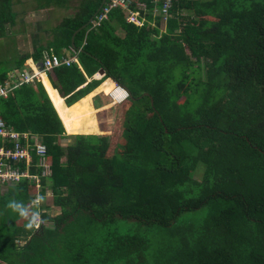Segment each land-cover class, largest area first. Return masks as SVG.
<instances>
[{
	"label": "trees",
	"instance_id": "trees-1",
	"mask_svg": "<svg viewBox=\"0 0 264 264\" xmlns=\"http://www.w3.org/2000/svg\"><path fill=\"white\" fill-rule=\"evenodd\" d=\"M101 1L55 43L84 68L49 76L68 106L107 77L130 94L110 134H69L41 81L1 98L9 127L42 136L51 175L40 193L0 187V264H264V0H175L164 32L118 9L122 33L83 27ZM14 19L0 0V35ZM39 194L45 223L26 230L7 202Z\"/></svg>",
	"mask_w": 264,
	"mask_h": 264
},
{
	"label": "crops",
	"instance_id": "crops-1",
	"mask_svg": "<svg viewBox=\"0 0 264 264\" xmlns=\"http://www.w3.org/2000/svg\"><path fill=\"white\" fill-rule=\"evenodd\" d=\"M35 1L36 0H13V12L15 13V19L13 22L6 24L5 33L0 35V81L2 82L10 77H12L13 79H16L14 76H16L17 78H20L22 71L28 74L36 73L38 69H40V66L42 62L44 61L45 57L52 55V54H58L62 58L76 56V60H73L70 64H72L73 62H76L78 63L81 69L84 68L82 63L80 62L79 54L78 53L74 54L75 49L68 48L63 43V45H61L60 48L58 47V51H57L56 50L57 47L55 43L57 44V41L59 38H62V39L64 38L63 33L61 32L64 20L74 17L78 13V11L81 10V7L82 9L84 8L86 4L85 1L87 0H39V3H36ZM107 1L109 0H106L104 3H106ZM102 6L100 7V9L102 8ZM100 9L94 13V15L91 17L92 19L90 18L91 21L89 19L87 24H85L87 26H90V29L93 28L92 22L95 19L98 11H100ZM115 10L117 11L118 8L114 9L113 11L116 12ZM112 12L110 13L111 17H109V19L111 18V22H112L111 24L116 28V31L118 33H122L120 31L121 30L120 23H119L120 21L117 19V17L112 16L113 15ZM123 13H125V11ZM124 19H126L125 14H124ZM99 27L100 26L95 27L94 29H97ZM76 33L77 31L75 32L72 38L75 37ZM86 42L87 41L85 39L83 45L86 44ZM19 62H21L22 64L21 66H19L20 64ZM70 64H67V65H70ZM99 70L92 77H89L87 75L88 81H90L92 78L100 79V77H102L103 74H100ZM43 74L47 76L48 81L51 84V86L59 93L60 96H62L59 90L54 87L50 79V76H49V71L42 72L39 77H35L32 81L25 82V83L33 84L37 81H41L44 87L46 88L44 81H43ZM2 77L4 78V80H1ZM108 79H113V78L107 77L104 81H102V83ZM113 81H115V79H113ZM115 83L119 84L116 81ZM84 85L85 84H83V86ZM120 87H123V86L119 85L113 89L104 88L103 90L107 89V91L111 92V91L118 89V92H121V94L120 95L118 94L117 95L118 97L116 96L115 98L119 99L121 98V96L123 97L125 94L121 90ZM109 96L110 95L106 94L105 92H99L95 94L92 97L93 106L96 107L95 103L98 102L100 104ZM64 103L66 106H68L65 101V97H64ZM103 104L104 105H101L100 107L105 106V103ZM97 109H101V108H97ZM98 112L99 110L96 112V115ZM106 112L107 113L109 112L108 109H106ZM109 117L110 115H107V117H103V119H101V118H98V115H97L98 132H93V133L110 134L111 125L108 123ZM20 132H23V131H20ZM69 134H72V133H69ZM78 134H91V133H78ZM35 136L40 137L43 141L42 136L38 134H35Z\"/></svg>",
	"mask_w": 264,
	"mask_h": 264
},
{
	"label": "built area",
	"instance_id": "built-area-1",
	"mask_svg": "<svg viewBox=\"0 0 264 264\" xmlns=\"http://www.w3.org/2000/svg\"><path fill=\"white\" fill-rule=\"evenodd\" d=\"M174 1L109 0L103 4L96 14L92 27L95 28L103 24L109 19L110 13L118 8L125 11V18L129 23L139 27L156 26L159 28L161 21L166 25L168 19L172 16L171 9ZM160 31L163 30L160 29ZM73 60H76V56L62 58L58 54H52L45 57L36 73L28 74L22 71L20 78L14 76L16 79L10 77L3 82L0 81V100L7 97L18 85L30 82L35 77H39L42 72H47L63 63L70 64ZM127 97L128 94L125 98ZM47 150V145L40 137L29 131L20 132L9 127L0 115V186L15 184L23 178H29L30 182L35 183L38 191H40L42 176L51 175V163L47 162L49 161ZM35 155L37 156V162H33ZM32 167H41V173L32 172Z\"/></svg>",
	"mask_w": 264,
	"mask_h": 264
},
{
	"label": "bare ground",
	"instance_id": "bare-ground-1",
	"mask_svg": "<svg viewBox=\"0 0 264 264\" xmlns=\"http://www.w3.org/2000/svg\"><path fill=\"white\" fill-rule=\"evenodd\" d=\"M43 81L67 131L72 134L98 132L96 118V112L98 110L92 106V97L104 88L113 89L116 86H119V84H116L113 79H108L76 103L71 106H66L64 103V97L60 96L51 86L45 74H43ZM120 88L125 93L124 96H126L128 94L127 90L123 87Z\"/></svg>",
	"mask_w": 264,
	"mask_h": 264
},
{
	"label": "clouds",
	"instance_id": "clouds-1",
	"mask_svg": "<svg viewBox=\"0 0 264 264\" xmlns=\"http://www.w3.org/2000/svg\"><path fill=\"white\" fill-rule=\"evenodd\" d=\"M126 99V98H125ZM15 190V185L12 186ZM46 200V195L39 194L31 199L30 203H25L20 199L13 197L7 202V208L19 217L23 218L26 223L24 225L26 230L38 229L45 220L42 218V206Z\"/></svg>",
	"mask_w": 264,
	"mask_h": 264
},
{
	"label": "rangeland",
	"instance_id": "rangeland-1",
	"mask_svg": "<svg viewBox=\"0 0 264 264\" xmlns=\"http://www.w3.org/2000/svg\"><path fill=\"white\" fill-rule=\"evenodd\" d=\"M36 3H39V0H36L35 1ZM57 13H58V11H57ZM161 21V20H160ZM159 28L161 29V30H163V32L165 31V29H166V25L161 21V23L159 24ZM121 32H123L122 30H120ZM10 74V73H9ZM9 74H7V75H9ZM104 76V75H103ZM103 76L102 77H100V78H103ZM120 85V84H119ZM100 92H105L106 94H109L110 96L108 97V98H106L102 103H95V106L97 107V108H101V109H97V110H99V112L97 113V115H98V118H101V119H103V117H107V115H110V117H109V121H108V123L111 125V127L113 126V125H115V122H116V118H117V116H116V112L119 110V108H120V103L121 102H123V100L122 99H124L126 96H121V98H119V99H116L115 97L119 94H121V92H118V89H116V90H114V91H107V89H105V90H103V91H100ZM123 95V94H122ZM128 96H129V94H128ZM118 97V96H117ZM103 103H105V106H103V107H100L101 105H104ZM92 106H93V104H92ZM94 107V106H93ZM96 107H94V108H96ZM102 108H104V109H102ZM106 109H108V113L106 112ZM101 110H103V111H101ZM97 115H96V118H97ZM98 122V121H97ZM119 127H120V124H119ZM110 132H113L112 130L110 131ZM120 139H121V137H120ZM70 140H72V139H64L63 140V142L66 144L67 142H69ZM48 163H50L49 161H47ZM50 169V168H49ZM1 187V189H2V191L3 192H5L6 191V185H3V186H0ZM37 191H38V189H37ZM41 191V190H40ZM40 191L38 192V193H40ZM50 196H52L51 195V193L49 194ZM49 196V199H48V202H46V203H49V205L51 206V208H49V212L51 213V214H56L57 212H59V209L57 208V206H55L54 204H52L51 203V200H52V198Z\"/></svg>",
	"mask_w": 264,
	"mask_h": 264
},
{
	"label": "water",
	"instance_id": "water-1",
	"mask_svg": "<svg viewBox=\"0 0 264 264\" xmlns=\"http://www.w3.org/2000/svg\"><path fill=\"white\" fill-rule=\"evenodd\" d=\"M106 0H103L102 1V3H101V5H100V7L102 6V4L105 2ZM100 7H99V9H100ZM98 9V10H99ZM92 19V18H91ZM91 19H90V21H91ZM87 25H85V26H83V27H86ZM79 30H81V28H79L78 30H77V32L79 31ZM74 40V39H73ZM99 72H100V74H105L106 73V71H105V68L104 67H101L100 68V70H99ZM116 82H117V80H115ZM126 90H127V92H128V94H130V92H129V90L125 87V86H123Z\"/></svg>",
	"mask_w": 264,
	"mask_h": 264
}]
</instances>
